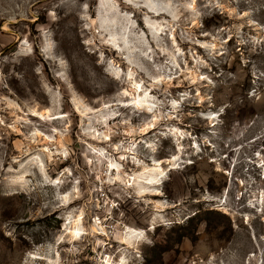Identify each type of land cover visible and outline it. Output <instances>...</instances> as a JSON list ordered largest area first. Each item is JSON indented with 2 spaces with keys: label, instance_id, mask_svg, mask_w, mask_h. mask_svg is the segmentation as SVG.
Returning a JSON list of instances; mask_svg holds the SVG:
<instances>
[{
  "label": "rangeland",
  "instance_id": "obj_1",
  "mask_svg": "<svg viewBox=\"0 0 264 264\" xmlns=\"http://www.w3.org/2000/svg\"><path fill=\"white\" fill-rule=\"evenodd\" d=\"M0 264H264V0H0Z\"/></svg>",
  "mask_w": 264,
  "mask_h": 264
},
{
  "label": "bare ground",
  "instance_id": "obj_2",
  "mask_svg": "<svg viewBox=\"0 0 264 264\" xmlns=\"http://www.w3.org/2000/svg\"><path fill=\"white\" fill-rule=\"evenodd\" d=\"M156 5V4H155ZM153 3H149L146 2L145 4V8L148 10L149 13H153L155 15H162L163 12L162 10L157 9V5L155 6ZM192 7H195V2L193 1L191 3ZM164 14V13H163ZM136 86V91H140L141 89V84H139L137 81L133 82ZM153 88H156V84H152ZM128 90L125 89L124 93H127ZM134 94V93H132ZM126 104V103H124ZM123 104V105H124ZM134 108H136L137 110L140 111H154L156 112V110H153L152 105L150 104V102L148 101V99L146 98V93L144 96H142L141 92H139L137 95L134 94L132 103ZM129 105V104H128ZM176 107V106H175ZM44 114V113H43ZM157 122V118L155 117L153 124ZM148 126H144L141 130L143 133H147L148 132ZM177 156H173L172 158L167 159V162L170 163L173 161V163L176 161ZM114 168L117 169L118 171V178L123 179L125 181V184H129L130 185V181L132 180L131 178L128 179H124L123 178V170L121 169L120 163L118 162V164H114ZM143 170L140 174L136 175V179H134V182H136L139 185V193L140 194H145L148 191V187H150L151 185H156V184H160L162 182V176L165 173V167H163L161 165V160H155L153 164L151 165H147L143 162L142 164ZM123 172V173H122ZM129 181V183H128ZM150 184V185H149ZM158 203L156 204V206L162 205L161 201H157ZM92 229H96V226L93 225ZM68 231L71 234V237H79L84 233V225H83V221H82V213L78 215L77 218H71L69 221V227H68ZM143 232L141 231H137L134 229H130V231L128 232V234L126 235V237L124 238V243L129 244V246H133L132 242L135 238H139L140 236H142ZM36 257V256H35ZM38 258H41L40 256H38Z\"/></svg>",
  "mask_w": 264,
  "mask_h": 264
}]
</instances>
